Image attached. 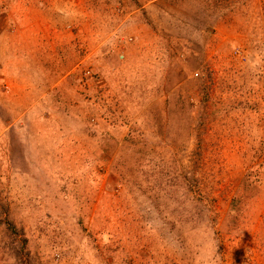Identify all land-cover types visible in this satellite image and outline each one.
Instances as JSON below:
<instances>
[{
    "label": "rangeland",
    "instance_id": "1",
    "mask_svg": "<svg viewBox=\"0 0 264 264\" xmlns=\"http://www.w3.org/2000/svg\"><path fill=\"white\" fill-rule=\"evenodd\" d=\"M0 264H264V0H0Z\"/></svg>",
    "mask_w": 264,
    "mask_h": 264
}]
</instances>
